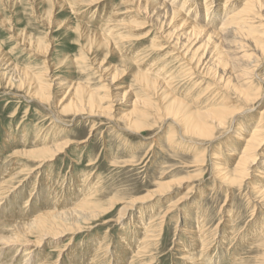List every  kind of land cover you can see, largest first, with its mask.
I'll list each match as a JSON object with an SVG mask.
<instances>
[{
	"label": "rangeland",
	"instance_id": "1",
	"mask_svg": "<svg viewBox=\"0 0 264 264\" xmlns=\"http://www.w3.org/2000/svg\"><path fill=\"white\" fill-rule=\"evenodd\" d=\"M98 1L0 0V174L6 168L34 169L38 163L31 155L46 154L36 151L44 146L33 143L38 132L33 131V127L52 126L51 131L46 128L40 137H48L51 146H55L52 141L72 143L52 162L28 175L21 190L12 193L3 205L7 210L13 205L28 207V214L17 215L15 219L11 215L18 211L6 210L5 214L0 212L1 217L9 215L8 218L15 222L26 221L32 210L35 213L41 209H63L59 217H74L78 214L75 204L71 203L75 189L79 190V184H84L83 178L89 177L93 178L96 191H100L99 204L109 206L111 201L120 204L83 233L43 241L32 255V264H37L42 256L50 261L49 264L58 258L57 264H88L93 256L98 257L96 262L99 264H128L136 245L141 243L144 234L150 236L154 228L158 241L147 243L149 247L142 254L141 264H184L179 257L185 249L192 253V245L189 237L183 234V228L188 225L190 232L196 230L197 217L205 219L208 227L202 235L197 230V238L209 245L202 247V253L209 251V257L200 264H233L234 260V264H263L264 203L250 186L264 182V155L258 157L245 183L227 186L212 176L211 165L216 160L211 159V154L217 147L224 157L223 162L233 169L235 159L229 157L227 151V148L233 150L231 138L242 122H245L240 131L242 137L253 132L261 117L259 114L264 111V100L258 107L253 105L252 113L240 116L231 130L220 128L213 143L184 133V138L192 141L184 143L187 147L193 145L198 151H207L208 162L202 168L194 167L195 151L183 148L167 151L171 137L181 138L183 131L179 123L183 125L184 121L178 118L175 124L174 119L167 118L169 100L161 102L144 92L136 81L138 75L149 72L154 66L161 72L160 65L168 58L170 75L175 76L172 92L178 98L186 100L192 90L196 96L203 94L210 84L215 87V93L204 96L200 103L207 104L209 100L206 99L211 95L212 103L219 104L220 98L215 95L221 87L211 77L205 79L198 74L184 77L189 67L166 56L170 46L174 45V40L169 37L173 29L168 26L166 10H156L153 2L139 0H104L85 6ZM242 1L232 2L236 5L234 10ZM224 2L221 0V9H224ZM197 10L196 14L200 15V9ZM259 22L264 24L263 19ZM217 24L219 27L220 21ZM111 28L114 30L110 31ZM263 33L264 27H257V37ZM238 52L229 47L226 49L231 56ZM113 72L118 73L114 81L109 75ZM256 72L264 75L262 60L257 62ZM166 76L167 73L162 77ZM30 78L49 88L45 93L41 92L37 82L30 83ZM74 88H82L87 94L103 100L105 108H112L110 114L67 112L65 108L74 95ZM228 93L230 100L235 101V96ZM261 93L264 95V87ZM187 102L195 101L187 99ZM192 108L198 109V106ZM138 112L146 115L147 119L141 123L144 129L130 127L123 120V116H136L139 121ZM21 179L22 176L16 183ZM160 182L175 183V186L159 198H150L152 193L161 192ZM55 191H59L58 197L53 195ZM15 195L17 202L13 203ZM28 199L30 202L23 206L21 203ZM132 201L141 203L133 206L129 215L126 211L127 216L122 218L123 202ZM174 203L177 204L174 212L165 216ZM185 214L191 221L184 220ZM152 219L159 220L150 225ZM144 225L148 227V233L138 228ZM216 230L218 235H215ZM64 247L67 250L62 253L54 251ZM98 247L103 248L99 254ZM11 253L2 250L0 260L8 259L7 264H15L21 255L12 258Z\"/></svg>",
	"mask_w": 264,
	"mask_h": 264
},
{
	"label": "bare ground",
	"instance_id": "2",
	"mask_svg": "<svg viewBox=\"0 0 264 264\" xmlns=\"http://www.w3.org/2000/svg\"><path fill=\"white\" fill-rule=\"evenodd\" d=\"M102 1L104 0H99L98 2L91 4L89 3L85 6H93L101 3ZM139 1H144V3L153 2L156 10L163 9V12L166 10L165 13L167 12L168 16V26H172L171 29H173L172 32H170L171 34L169 33V37L174 40V45L170 46L171 50L167 52L168 54L166 56L168 57V55H170L172 57V61H177L180 65H184L186 68L189 67V69L184 72V77H192L196 74L203 75L202 77H205V79L211 77L221 87L220 91H216L215 95L216 98H220L219 104L212 103L213 99L211 98V95L208 99H206V101L209 100L207 104L200 103L207 95H209V93H213V90H215V87L210 84L207 88H204L205 90L203 94L201 93L197 96L194 93L195 90H190L191 92L188 93L187 99L195 101L194 103L187 102V99L182 100L178 98L177 95H173L172 92V86H174L173 78L175 76H171L172 74L170 75L171 72L169 71L170 69L167 67L166 62V59L168 58L162 61V64L160 65V67H162L161 72L156 70V66H154L152 70H149L151 73L144 72L139 74L136 78L137 83L140 84V86L142 85L144 92L156 96L161 102L169 100L167 107L168 110H166L167 112L165 115L167 118L174 119L173 122L175 124L178 118H181V121H184L183 125L179 123L180 129L183 131L181 136L179 134L181 138L177 140V138L171 137L168 142L167 151L175 152L180 148L187 149L189 152L195 151L197 152V157L195 159L196 164L194 167L199 166L202 168L205 163L208 162L207 151H198L195 147H192L193 145L187 147L184 143L186 141H189L188 143L192 141L186 140L184 138V133L213 143L216 138V132L220 128H227L231 130L238 119L241 118L240 116L244 113H252L255 108L253 105L258 107L262 100H264V95L261 93V90L264 87V75L261 76L259 73H255L257 62L260 60L264 62V41H262L264 33L261 36H258L259 38L257 37V27H264V24L259 22L261 19L264 20V0H243L239 8H236L235 10L234 8L236 5L232 4L234 0H225L224 9H221V0H213L212 2H209V0H203V2L202 0ZM237 3L240 2L238 1ZM214 4L216 5L214 6ZM223 5L224 4H222V6ZM198 8L200 9V15L196 14ZM194 13L196 14L195 16H193ZM157 19L158 18H156V20ZM219 21L220 26L218 27L217 23H219ZM164 25L166 24L164 23ZM113 30V28L110 29V31ZM175 33H177V36ZM169 37L167 36V38ZM228 47L234 49V51L240 52L232 56L228 55L226 53V49ZM201 70H203V72ZM152 72L153 74L156 72V75H152ZM166 73L167 76L162 77ZM109 75L112 76V81L118 78L117 72H113L111 74L109 73ZM27 76L28 75L25 74L26 79H28ZM257 81L261 82V84H256ZM36 82L30 78L31 84H36ZM37 84L38 89L41 92H44L45 89L49 88L48 86L45 87L46 85L42 82H37ZM73 91L74 95L72 96L68 106L65 108L67 112L72 114H84L86 112L110 114L109 111L112 108H105L103 100L97 98L95 95L87 94L82 88H74ZM228 92L235 96V99L233 98L235 101L230 100L231 96ZM217 94H220V96H217ZM193 106H198V109L192 108ZM162 109L163 108L160 106V110ZM134 114L135 113H133V115ZM139 115L142 120L140 119L137 121L135 119L136 116H134V118H131L130 116H123V120L127 121L130 127H142L144 129V126L141 123L143 120L147 119L145 117L146 115L142 112H140ZM259 115L261 117L257 120L256 127L253 132H247L245 137H242V132L240 131L245 126V122H242L237 126L236 132L231 138V141L234 143L231 144L233 150H228L227 148V151H229V157L235 159L234 163L236 164L232 170L229 169V167L223 162L224 157L223 155H220L219 151H217V147L215 148L216 150L213 151L214 153L211 154V159L216 160L214 161L215 163H212L211 165L212 176L227 186H240L245 183L250 176L253 167L258 161V157H262V155H264V111ZM48 127L50 129L49 131H51L52 126L48 125ZM46 128L43 129L38 126L33 127V131H38L34 136L35 139L33 143L44 146L36 149V151L41 150L46 153L43 156L31 155V157L35 158L34 162L38 163L34 166V169L29 170L28 167H25V169L17 171L15 169L6 168V170L3 171L4 173L0 174L1 213L5 214L7 208H4L3 205L8 202L12 193L21 190L20 187L26 181L28 175L37 172L41 167H44L46 163L52 162L54 157H58L62 151L69 148V145H72V143L70 144L69 142L60 144L52 141L51 143L55 146H51L48 137L40 138L44 135ZM260 169H262L261 165ZM21 176L22 179L20 182L16 183ZM83 179V183L85 185L79 184L81 188L79 190L75 189V196L71 200V203L75 204L74 209H77L76 211L78 212V214L74 217H59L58 214H62L64 211L63 209L61 211H43L41 209L35 213L31 209L32 217L29 215V219L27 218L26 221L19 222L10 220L8 218L9 215L4 218L0 215V253L2 250L10 251L12 252V258L17 255H21L19 260H16L15 264H32V255L43 241H47L53 237L59 238L65 235L74 236L83 233L85 230L91 229L94 223H100V221L104 219V216L110 215L113 212L112 209L115 205L120 204L119 201H111L109 206L99 204V198L97 196L100 191H96V184L94 183L93 178L85 177ZM159 184L161 192L152 193L150 198L155 196H158L159 198L175 186V183L170 182H160ZM247 185L249 186V184ZM250 188H253L256 191L260 202L263 204L264 182L251 184ZM58 192L59 191H55L53 195L58 197ZM15 198L16 195L14 196L13 203L17 202L15 201ZM51 201H49V203ZM28 202H30V199L21 204L24 206V204H27ZM123 203L124 212H122V218L129 215L130 211L133 210L132 207L141 202L132 201ZM45 206H48V204H45ZM175 206L177 207L176 203L172 204L171 207L167 209L165 216L172 214ZM199 207L203 210V206L201 204ZM26 208L28 207L22 208L21 206L16 207L13 205L7 211H18L17 213L11 215L16 219L17 215L21 216L28 214ZM201 208H199V210H201ZM126 211H129L127 215L125 214ZM179 218V216L176 217L177 220H179ZM186 219L191 221V219L187 218L185 214L184 220L186 221ZM156 220L157 219L151 221L149 224L151 225L156 222ZM204 221L205 219L197 217V229H192L193 232H190L191 226L188 227V225H185V229L183 228V234L186 235V238L189 237L187 239L191 240L190 244L192 245V253L190 250H186L184 248L185 252L179 257L184 264H200L199 262H202L209 257V251L202 253L204 251L203 248H206L208 244L206 245L204 240L202 242L197 238V230L202 235L208 229L207 224ZM139 222H143L142 218L139 219ZM105 223L107 222H104V224ZM219 225L220 224H218L217 227ZM138 228H140V230L142 229L144 231L143 233L149 232L146 225ZM262 228L264 229V224H262ZM150 234L151 235L147 237H145L144 234L141 243L136 245L135 251L131 254L130 258L132 260L130 262L128 260V264H133L137 261H139L140 264L141 261L143 263L141 257H143L142 254H145V250L149 247L147 243L158 241L155 228L150 231ZM215 235H218L217 230ZM206 241L209 243V240ZM222 242H220V246L222 245ZM66 247L62 250L54 249V251L62 253L67 250ZM102 249L103 248L101 247L97 248L98 254L102 251ZM106 253H108V251ZM61 255L62 254H60L59 257H61ZM0 257L2 258V256ZM96 258L98 257L93 256V258L87 263L99 264L96 262ZM6 260L8 259H1L0 264H7ZM47 260H45L44 256H42L38 259L37 264H49L50 261ZM58 261L59 258L55 263L50 264H57ZM235 261L236 260H234V263ZM218 264L221 263L219 262Z\"/></svg>",
	"mask_w": 264,
	"mask_h": 264
}]
</instances>
